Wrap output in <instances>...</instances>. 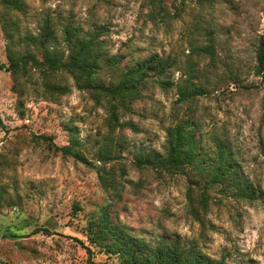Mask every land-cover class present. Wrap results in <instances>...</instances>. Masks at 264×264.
<instances>
[{
  "label": "rangeland",
  "instance_id": "rangeland-1",
  "mask_svg": "<svg viewBox=\"0 0 264 264\" xmlns=\"http://www.w3.org/2000/svg\"><path fill=\"white\" fill-rule=\"evenodd\" d=\"M25 2L27 10L12 15L22 34L38 35L50 17L56 46L65 49L68 25L84 34L102 25L104 47L123 55L124 63L156 53L174 63L164 76L171 84L150 81L135 111L121 117L137 129L109 124L104 104L66 72L50 79L71 90L49 93L40 71L32 70L20 103L12 73L0 69V264L117 262L92 245L86 230L109 198L113 217L137 235H178L229 264H264V89L256 74L264 0H165L161 13L151 0ZM1 18L0 64L8 65ZM209 40L212 55L195 49ZM192 61L203 70L207 89L193 105L201 145L213 156L220 142L228 144L257 192L249 200L213 186L201 221L188 197L190 169L169 173L139 167L136 160L140 153L163 150L168 128L188 114L178 101V85ZM42 136L59 146L75 139L88 162L55 151ZM99 171L112 181L105 183ZM194 194L198 198L201 189Z\"/></svg>",
  "mask_w": 264,
  "mask_h": 264
},
{
  "label": "trees",
  "instance_id": "trees-1",
  "mask_svg": "<svg viewBox=\"0 0 264 264\" xmlns=\"http://www.w3.org/2000/svg\"><path fill=\"white\" fill-rule=\"evenodd\" d=\"M192 1L203 5L216 0ZM164 2L151 0L160 13L165 9ZM0 5L4 8L0 17L7 39L8 58V65L0 64V69L6 68L12 73L13 87L19 94L20 103L24 100L32 70L40 71L46 92L49 93L71 90L70 86L50 79L57 73L66 72L74 79L77 88L90 91L96 102L104 104L109 124L137 129L135 123L121 121V117L135 111V102L144 96V89L150 81L171 84L164 79L174 63L170 57L156 53L124 63L123 55L111 54L104 47L101 36L107 30L105 26L98 25L95 31L84 34L79 28L68 25L64 29L66 48L60 49L56 46V30L50 17L44 19L38 35L22 34L18 21L12 19V15L27 10L25 0H0ZM21 43L25 46L21 47ZM195 49L202 54L214 53L212 40ZM202 72L193 61L187 66L184 83L178 85V101L186 104L188 114L168 128L163 150H152L136 156L139 167H152L169 173L191 170L189 180L192 185L189 186L188 197L199 221L202 220V212L209 206L207 190L213 186L221 185L234 197L257 199L255 186L244 179V172L228 144L220 142L213 156L208 150L204 151L201 145L202 137L198 134L199 122L194 115L193 105L199 96L207 93L206 84L200 80ZM256 74L260 76V85L264 89L263 46L258 51ZM42 138L50 142L55 151L88 162L80 153V143L75 139L71 144L59 146L50 137ZM105 152L107 156L109 151ZM99 173L105 183L112 181L111 176L106 177L101 171ZM195 187L201 189L198 198L194 194ZM112 204V199H107L89 218L86 230L94 247L116 257L118 261L95 264H229L226 257L214 258L196 246L185 244L178 235L162 234L147 239L133 233L132 227L113 217Z\"/></svg>",
  "mask_w": 264,
  "mask_h": 264
}]
</instances>
